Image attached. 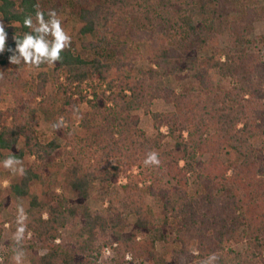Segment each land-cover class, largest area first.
I'll list each match as a JSON object with an SVG mask.
<instances>
[{
  "label": "trees",
  "instance_id": "1",
  "mask_svg": "<svg viewBox=\"0 0 264 264\" xmlns=\"http://www.w3.org/2000/svg\"><path fill=\"white\" fill-rule=\"evenodd\" d=\"M37 11L45 21L49 11L60 19L68 11L81 24L80 34L91 39L81 50L71 42L54 65L21 61L0 69V104L14 101L0 109V154L8 151L19 161L35 157L10 191L25 197L41 171L49 172L62 156L73 160L66 183L76 199L53 193L31 200L30 264H100V253L114 244L116 264H201L211 255L214 264H264V146L254 143L264 138V35L251 37L255 23L264 21V7L253 0H0V23L14 37L6 40L0 65L10 63L15 38L32 31L24 20L31 16L35 25ZM224 32L233 36V47L223 45ZM141 61L148 68L137 70ZM27 68L36 75L25 78ZM187 75L198 90L177 93L159 84ZM215 77L228 86L220 88ZM50 84L60 106L48 93ZM158 99L174 109L154 112ZM36 103L53 122L55 138L48 143L39 141L33 125ZM139 111L153 119L155 137L141 129ZM75 115L83 134L72 130ZM168 136L172 151L164 150ZM153 152L159 165H146ZM123 176L127 183L116 187ZM94 184L108 203L102 211L88 205ZM147 196L162 202L161 223H153ZM78 218L76 242L56 243L61 229ZM8 244L16 254L21 239ZM0 264L13 263L6 258Z\"/></svg>",
  "mask_w": 264,
  "mask_h": 264
},
{
  "label": "rangeland",
  "instance_id": "2",
  "mask_svg": "<svg viewBox=\"0 0 264 264\" xmlns=\"http://www.w3.org/2000/svg\"><path fill=\"white\" fill-rule=\"evenodd\" d=\"M253 4L260 5L264 7V0H253ZM61 19L65 22L63 25V29L70 35L71 42L76 44L78 50H81V45L84 41L91 39V37H85L80 34L81 24L77 20L76 17H73L69 14V12H64L61 15ZM264 35V21L259 20L255 23L253 34L251 35L252 39H256L259 36ZM221 41L224 46L233 47L234 38L231 37L228 33H223L220 35ZM14 39L13 36H7V41L10 42ZM260 49L263 50L264 54V45L260 46ZM141 51L144 52L145 55L148 54V49L146 46H142ZM13 65V64H12ZM11 63H8L5 66L0 65V69H8L11 66ZM148 62H138L137 70L148 68ZM48 71L51 73V67L48 68ZM23 75L25 78H29L32 75H36V71L32 68H27L23 70ZM216 78V77H215ZM216 83L221 88H226L228 86V81L216 78ZM159 84L163 87L171 88L177 93L193 90L196 91L200 88L199 83L192 75H187L181 80H177L174 77H164ZM48 93L51 96H54L57 99L58 106L61 104V99L58 97L55 88L50 84L48 87ZM10 102L7 106H13L14 101L12 98L9 99ZM5 106V107H7ZM9 106V107H10ZM87 109V105L82 107V111ZM174 109L173 103H168L162 99L155 100L153 102L152 110L154 112H169ZM137 115L140 116V127L146 133L147 137L153 138L157 135V131L153 125V119L151 116L146 115L143 111L137 112ZM33 125L36 127L37 137L40 142L48 143L55 138V134L53 132V122L50 117L46 115L44 111L41 110L38 103L34 104V109L32 112ZM80 117L75 115L71 118V126L72 130L75 133L83 134V130L80 127ZM162 132L168 135L169 130L167 127H162ZM254 143L258 147L264 146V138H258L254 140ZM174 141L171 137H167L164 142V150L172 151L174 148ZM24 146V140L22 139L19 142V147ZM8 152L3 151L0 154V207L2 203H5L4 207L0 210V229H2V242L0 245V260L3 261L6 258L13 264L15 261L13 260V256L15 255L9 244L12 239H21L20 247L18 248V252L16 253L19 256L20 264H30V258L33 254V251L28 247L34 243V233L29 229V224L32 221V217L29 215L30 203L34 197H38L40 200H46L47 195L55 193L57 196L63 198L67 197L69 199H76V194L69 189L66 183L67 170L70 165H72L73 160L69 156H62L58 159L54 164L50 165L48 171L49 172H40V176L38 179L34 180L30 185V193L25 197H18L10 191V184L16 181H19L20 172L26 168V164L34 163L35 157L28 155L20 162H15L11 165L10 168H4V163L9 157ZM171 158L173 159H182V154L179 153H171ZM208 157H204L207 159ZM224 158H227L225 155ZM180 164L183 166L184 162L181 160ZM134 172L137 173V168L134 169ZM52 183H55L52 185ZM127 183L126 177H121L116 183V187L121 188L123 185ZM172 185L171 183H169ZM143 186V184H141ZM167 185V184H166ZM97 184H94L91 187V197L88 201L89 207L93 211H102L107 206L108 203H103L98 196L97 192ZM121 191V190H120ZM122 193V192H121ZM146 202L149 205L152 221L153 223L158 224L162 221V202L152 196H147ZM44 217L47 218V212L44 213ZM135 222V218L131 217V224ZM26 225V231L22 235H18L17 229ZM82 228V222L80 218L77 219L74 226L72 228H63L60 233L61 236L56 240L58 244H74L77 239V233ZM127 230H131L128 228ZM115 247L117 244L113 246H107L103 249V251L99 255V263L100 264H116L118 259V254L115 251ZM232 247L238 251L243 252L245 247L243 245L234 244ZM158 251L160 253H165V247L162 244L158 245ZM46 250H40L39 254H44ZM127 261H131V255L127 254ZM132 264H137L132 263Z\"/></svg>",
  "mask_w": 264,
  "mask_h": 264
},
{
  "label": "clouds",
  "instance_id": "3",
  "mask_svg": "<svg viewBox=\"0 0 264 264\" xmlns=\"http://www.w3.org/2000/svg\"><path fill=\"white\" fill-rule=\"evenodd\" d=\"M38 7V6H37ZM49 20L45 21L44 13L37 11L36 21L34 25L32 17H26L24 20V26L30 28V33H25L22 39L15 38L16 48L11 50L10 63L19 64L21 61L27 66L38 68L41 64L47 63L54 65L55 62L60 60L61 52L71 45V37L62 28L61 19L57 16L55 11H49ZM51 36L49 40L47 37ZM7 33L5 32V26L0 23V53L5 52ZM149 161L154 162L155 165H159V160L156 153H150L145 160V164H149ZM15 162H20L15 157L9 156L4 163V168L8 169ZM26 231V225L17 229L18 235H22ZM217 257L215 255L209 256L207 259L201 261V264H214ZM15 264H20L19 256L16 254L13 256Z\"/></svg>",
  "mask_w": 264,
  "mask_h": 264
},
{
  "label": "crops",
  "instance_id": "4",
  "mask_svg": "<svg viewBox=\"0 0 264 264\" xmlns=\"http://www.w3.org/2000/svg\"><path fill=\"white\" fill-rule=\"evenodd\" d=\"M10 99V98H9ZM8 99V101H7V103H5V104H0V109H6V108H8L9 106H7L8 104H9V102H10V100ZM5 106H7V107H5ZM6 152H8V151H6ZM9 153V152H8ZM26 166H27V164H26ZM25 169V168H24Z\"/></svg>",
  "mask_w": 264,
  "mask_h": 264
}]
</instances>
